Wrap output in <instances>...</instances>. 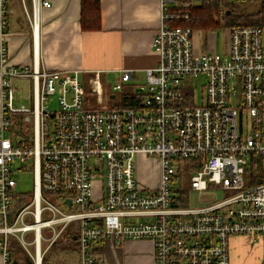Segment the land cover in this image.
<instances>
[{
	"label": "built area",
	"instance_id": "2783aa9c",
	"mask_svg": "<svg viewBox=\"0 0 264 264\" xmlns=\"http://www.w3.org/2000/svg\"><path fill=\"white\" fill-rule=\"evenodd\" d=\"M216 1L161 0V24L153 43L159 58L147 68L145 84L135 91L142 100L129 106H105L97 79L93 83L97 105L90 106L79 71H50L38 62L33 68L9 64L10 2L0 0L3 264H12L9 236L21 241L35 264L41 256L42 264L45 253L71 226L80 264H100L95 248L109 239L116 244L154 242L155 264H233L230 239L235 235L259 238L260 264H264V28L230 26L225 55L196 51L190 26L193 8ZM219 1L218 13L223 14L228 5L252 0ZM23 2L36 38L42 10L52 3L31 0L29 10ZM132 74V70L122 72L113 89L121 91ZM200 76L205 77L202 104L196 101L194 85ZM27 78L33 82V106L16 107L14 80ZM54 96L58 107L52 109ZM17 114L31 115L33 145H18L11 138V117ZM244 115L249 122L247 135ZM31 159L32 213L42 226L39 235L33 225L25 224L20 236L15 225L29 205L13 223L17 187L13 172L19 169L13 164ZM141 159L155 163L160 171L156 182L141 178ZM183 169L193 172L192 192L203 196L217 185L228 194L222 199L202 198L199 206L183 205L174 189ZM98 176L104 186L96 199L92 182ZM51 194L58 195L56 201ZM25 231H33L34 238L27 240Z\"/></svg>",
	"mask_w": 264,
	"mask_h": 264
},
{
	"label": "crops",
	"instance_id": "0c3cea01",
	"mask_svg": "<svg viewBox=\"0 0 264 264\" xmlns=\"http://www.w3.org/2000/svg\"><path fill=\"white\" fill-rule=\"evenodd\" d=\"M50 1L52 6L42 10L39 35L36 38L23 5L16 0L9 1L6 38L9 64L33 68L38 62L39 67L50 71H79L84 92L85 86H88L94 93L93 83L99 79L102 85L103 105L107 106L121 103H110L109 99L117 98L112 92L115 91L113 84L120 80L122 72L133 71L132 78L128 81L134 84L133 92L144 85L147 68L154 67L159 58L153 43L161 24V0H101V28L94 31H83L81 28V0ZM1 38L0 29V43ZM20 80L32 82L30 78L17 79L14 80V85ZM140 80L144 82L138 83ZM31 84L33 85V82ZM1 90L0 82V95ZM86 100L90 105L89 99ZM15 101L16 96L14 103ZM14 117H20L26 124L31 121V115L17 114ZM21 167L17 165L15 168ZM140 170L141 178L152 182L148 180L149 175L143 174L151 171V167L144 172L143 168ZM153 171L152 173L158 171L160 174L157 169ZM1 237L2 234L0 239ZM230 240L232 263H238L239 257L234 250L243 240H253L245 235H235ZM153 243L150 240H128L116 244L111 239L100 242V264H155ZM71 246H73L70 247L71 252L63 249L60 255L51 257L50 261L54 264H80L78 242ZM10 253L12 264L15 261L22 264L27 260L22 252L14 250L13 247ZM257 254V256L255 253L251 254L246 262L260 264L263 259L262 246L261 253ZM2 261L0 255V264H3ZM46 264H50L49 260Z\"/></svg>",
	"mask_w": 264,
	"mask_h": 264
},
{
	"label": "rangeland",
	"instance_id": "374dc122",
	"mask_svg": "<svg viewBox=\"0 0 264 264\" xmlns=\"http://www.w3.org/2000/svg\"><path fill=\"white\" fill-rule=\"evenodd\" d=\"M16 1L20 2V4L23 5V9L25 11L23 0H16ZM257 2H258V0H252V1L247 2V3L235 4V7H234L235 13L234 14H239V13H243L244 11L255 9ZM194 3H196V2H194ZM25 4H26L27 8L29 10H31V0H25ZM225 14H226V8H225V11L223 14H219V13L215 14V19L218 20L219 23L213 28H210V29L196 28V29H194L193 43H194V48L196 49V51L201 50V51L217 52L221 55L226 54L227 48H228V29L230 26H232V24H230L227 21ZM234 14L232 15L233 17H234ZM142 82H144V81L140 80V82H138V83H142ZM204 82H205V77H203V76H200V77L194 79V85H195V87H196L195 89L197 91L196 101L198 104H202V102H203L202 98L204 96V89H203L202 85L204 84ZM31 83L29 81H26V80H22V81L20 80V81L16 82L15 88L17 90V93H16L15 105L17 107L18 106L21 107L22 104H25L27 107L32 108L33 99H32L31 94L33 91V85ZM132 85H134V84L131 82H126V83H124L121 91L120 90L112 91L117 95V98L116 99H109V102L110 103L121 102L122 96L125 95V93H131L132 88H133ZM84 93H85V97L88 98L89 101L91 102L90 106H95L96 95L90 91L88 86H85V92ZM109 102H107V104ZM105 106H107V105H105ZM56 107H58V102H57L56 96H54L53 98H51V108L55 109ZM248 127H249V122L247 119V115H244V129H245L246 135H247L248 130H249ZM27 131H28L29 135H31V138H32L31 126ZM141 160H142V162L140 164V168H143L142 172L146 171L150 167L152 169V165H155V163L152 160H144V159H141ZM31 163H32V159L29 160L26 164H21L20 162H16L15 164H13L14 167H16L17 165H21V166L24 165L25 166V167H21L20 169L13 172V178L17 181V189L15 191L16 196L17 197H26V199H24L23 201L21 199L14 200L13 208L15 209V211H18L16 216H15V219H16L18 213H22L23 210L25 209V207H27L29 205V207L23 212V215H22L23 219L22 218L19 219L20 221L15 225V227L19 228L16 231V234H18L20 236L22 235L21 233H22V230H23V227L25 226V224L33 225L35 223V218H34V215L32 213V210H34V204H33V201H34V194H33V191H34V178H33L34 177V170H33V164H31ZM189 165H190V162L187 163V166H189ZM154 169L158 170L156 165H155ZM139 171H141V170H139ZM146 173H147V175H149L148 176L149 181H152V182L155 181L156 182L158 180V175H159L158 171L155 173H152V172H150V173L146 172ZM192 174H193L192 171H183L182 173H180L175 178V181H174V189L177 190V189L181 188L180 186H183L185 188V190H187L189 192V195H190L189 200H190V203L192 206H199L202 198L204 200L222 199L228 194L227 191L224 190V188H222L221 186H217V185L211 186V192L208 194L206 193L203 196L199 192H192V190L190 188V182H191ZM103 186H104V182H103L102 177L98 176L95 180H93L92 189H93L94 197L96 199L102 195ZM28 211H29V213H27ZM140 220L141 219H138L136 221H140ZM14 221L15 220H12L13 223H14ZM132 221H135V220L133 219ZM70 230H72V226L69 228V230L64 232L62 234L61 238L56 243H54L49 248V250L45 253L44 258H45L46 262L49 260L50 264H54L53 261H50L51 260L50 258L56 257L57 255H60V253L62 252L63 249L66 250V252H71L70 247L72 248L73 246H71V245H75L76 242L74 244H70V241L68 240V232ZM33 233H34L33 231H29V232L25 231L24 236L27 240H32L34 238ZM18 242H19V245H21L23 247L21 241H18ZM29 247L32 248L31 246H29ZM14 250L19 251V246L16 243H14ZM24 250H25V248H24ZM234 251L239 257L238 263L234 262V264H250L249 261L246 262L248 257L250 258L251 254L253 255V253H255V256L258 255L257 253H261V240L259 238H255V240H253V241L243 240L240 243V245H238L236 247V249ZM22 254L25 255L24 252H22ZM253 257L254 256H252V258ZM261 262H262V260H261Z\"/></svg>",
	"mask_w": 264,
	"mask_h": 264
},
{
	"label": "trees",
	"instance_id": "16d2710c",
	"mask_svg": "<svg viewBox=\"0 0 264 264\" xmlns=\"http://www.w3.org/2000/svg\"><path fill=\"white\" fill-rule=\"evenodd\" d=\"M220 1L217 0L212 5L208 6H196L193 8V19L190 23V26L193 29L196 28H204V29H210L215 27L219 22L215 19V14L218 13L219 10V3ZM234 7L235 5H228L226 8V14L225 17L227 21L232 24V26H243V25H255L260 26L264 28V0H258L255 9L244 11L243 13L234 14ZM81 18H80V24L83 31H94L99 30L101 28V0H81ZM230 12L228 15L227 12ZM234 14V17L232 16ZM232 16V17H231ZM142 100V95L138 92H131L127 93L122 96L121 103L117 104L118 106H129V105H135L139 104V102ZM11 129H10V136L13 139V141L18 145H33V140L31 138V135L28 133V129L31 125L26 124L23 122V120L20 117L15 118L14 116L11 117ZM13 127V128H12ZM32 128V127H31ZM259 165L262 164L260 161V158H257ZM196 169H199V166L197 165L195 167ZM185 171L184 169L181 171V173ZM180 189H177V191L182 196V204L183 205H189L190 203V195L187 190L183 186H180ZM34 194V192H33ZM32 194V195H33ZM49 197V194H45ZM50 197L53 200H57L58 195L51 194ZM13 199H21L22 201L26 199V197H17L16 195L13 196ZM18 211H15V209L12 207V212L10 219L15 220V216ZM75 232L73 230H70L68 232V240L70 241V244H74L76 241L74 240ZM9 243H10V249L14 248V243H16L19 246V251L25 253V257L27 260L22 264H34L30 256L27 254V252L24 250V248L19 245V242L16 240V237L11 235L9 236ZM100 245H97L95 248V252L97 255L100 256ZM13 264H20L19 262L15 261ZM42 264H46L45 258L42 261Z\"/></svg>",
	"mask_w": 264,
	"mask_h": 264
},
{
	"label": "bare ground",
	"instance_id": "6f19581e",
	"mask_svg": "<svg viewBox=\"0 0 264 264\" xmlns=\"http://www.w3.org/2000/svg\"><path fill=\"white\" fill-rule=\"evenodd\" d=\"M38 27H36V36L38 37ZM38 198H39V192H37V195H36V200H38ZM41 226H42V220H39L38 219V221H36L34 224H33V228H35L36 230H37V232H38V234L40 235V230H41ZM41 256L39 257V260H37L38 261V264H41Z\"/></svg>",
	"mask_w": 264,
	"mask_h": 264
},
{
	"label": "water",
	"instance_id": "95a60500",
	"mask_svg": "<svg viewBox=\"0 0 264 264\" xmlns=\"http://www.w3.org/2000/svg\"><path fill=\"white\" fill-rule=\"evenodd\" d=\"M227 14L229 15L230 12L228 11ZM66 202H67L68 204L72 203L71 199H67ZM70 205H71V204H70ZM74 240H77V236H74ZM33 263H34V262H33ZM34 264H35V263H34Z\"/></svg>",
	"mask_w": 264,
	"mask_h": 264
}]
</instances>
